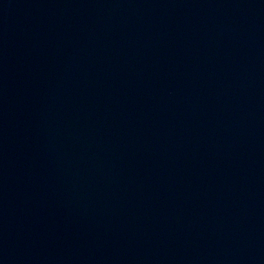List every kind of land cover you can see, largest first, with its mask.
Returning a JSON list of instances; mask_svg holds the SVG:
<instances>
[{
  "label": "water",
  "instance_id": "water-1",
  "mask_svg": "<svg viewBox=\"0 0 264 264\" xmlns=\"http://www.w3.org/2000/svg\"><path fill=\"white\" fill-rule=\"evenodd\" d=\"M0 264H264V0H0Z\"/></svg>",
  "mask_w": 264,
  "mask_h": 264
}]
</instances>
